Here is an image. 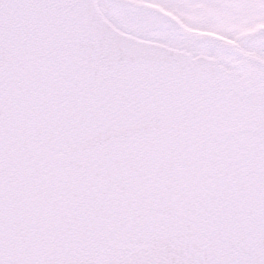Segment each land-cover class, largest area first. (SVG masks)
<instances>
[{"label": "snow or ice", "instance_id": "obj_1", "mask_svg": "<svg viewBox=\"0 0 264 264\" xmlns=\"http://www.w3.org/2000/svg\"><path fill=\"white\" fill-rule=\"evenodd\" d=\"M0 264H264V0H0Z\"/></svg>", "mask_w": 264, "mask_h": 264}]
</instances>
